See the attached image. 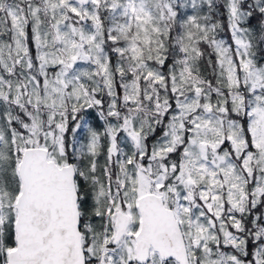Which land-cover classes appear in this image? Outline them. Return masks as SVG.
<instances>
[{"label":"rangeland","instance_id":"374dc122","mask_svg":"<svg viewBox=\"0 0 264 264\" xmlns=\"http://www.w3.org/2000/svg\"><path fill=\"white\" fill-rule=\"evenodd\" d=\"M136 1L127 0L126 5L120 0H90L89 5L82 7L75 0H12L16 7L13 9L17 38L24 41V46H15L9 49L11 54L0 58V112L5 108L4 100L13 95L15 98H10L13 104L28 107L21 101L20 89L27 83L21 77H26L33 88L39 87L36 86L39 79H44L41 89L46 96L42 98L41 103L44 104L43 107L40 105L38 113H48V123L51 124V130L43 135L45 139L40 140V135H35L33 131L24 138L14 131L9 118H0V195L6 208L5 219L9 225L14 212L16 215V200L21 189L18 165L23 152L28 148H49V159L60 167L71 164L70 160H73L78 175L79 209L86 220L84 233L82 231L83 243L87 242L86 236L90 240V245L84 249L87 259L98 258L103 221L104 231L106 228L112 235V247L103 250L100 264H113V257L119 259L118 264H138L134 241L140 223L136 212L137 201L145 194L156 193L153 187L163 189L167 179L166 173L159 177L153 176L152 165L142 169L125 157L124 144L129 141L137 144L141 151L143 149L138 120L142 113L137 108L119 113L115 107L119 101L128 103L130 92L139 85H133L131 79L127 81L133 72L131 51L134 55L141 54L147 42L162 46L163 37L170 35L168 28L175 22V12L159 9L158 0ZM106 2L110 3L112 10L104 19L100 10ZM25 13L29 15L25 16ZM167 14L172 21L168 28ZM43 20H46V27L42 31L39 25ZM79 21L81 24H78ZM30 24L31 35L27 33ZM242 26L243 29L239 28L234 34L236 47L230 45L224 49L225 54L228 53L225 59L228 72L226 79L220 82L224 86L234 87L235 92L231 91L229 95L234 100L240 99L242 103L238 106L242 110L246 108L244 102H247L255 153L247 150V141L238 136L240 125L228 118L232 113L226 107L210 105L208 102L201 106L200 96L187 97L178 103L181 119L192 110L199 109L200 112L192 120L193 135L184 154L182 172L178 175L179 193L170 197L168 191H164L163 198L166 207L174 211L180 223L191 264H240L237 256L221 253L220 248H210L211 240L218 236L214 231L216 221H221L223 207L232 205L240 195L241 206L247 203L249 196L240 185L246 175L256 179L254 189L260 187L263 191L264 95L259 91L264 87V67H258L250 60L253 47L248 35L251 30L244 26V22ZM115 30L120 32L122 40L128 43L140 41L145 47L134 44L130 48L131 44H128L129 60H124L120 46L114 45L112 52L118 57L112 58L109 43L117 42V38H112ZM238 35L240 41L236 38ZM18 44L21 45L19 41ZM32 46L37 53V63L30 55ZM230 50H233L231 55ZM16 54L21 56L18 55L16 59L13 56ZM219 74L224 76L222 70ZM219 94L225 96L226 92ZM38 106L35 105L33 110L37 111ZM237 109L233 112H237ZM75 118L72 131L66 136L69 123ZM178 121L176 115L173 124L177 131ZM172 131L170 129L161 138L160 142L165 148L172 147L173 138L175 142L179 140L178 133ZM46 138L49 139L47 142ZM50 140H54L58 147L50 146ZM102 142L106 143L108 153L113 158L118 154L122 157L120 195L118 190L107 184L109 179H105L98 168H101V162L105 166ZM221 147L223 150H220ZM159 154L165 155L167 150L161 149ZM127 165L129 169L124 173ZM106 184L111 203L104 213ZM170 186L172 190L175 189ZM181 198L184 203L180 202ZM13 206L15 209H12ZM119 212L130 217V225L122 239L116 242L115 225ZM235 239L228 236L226 242L230 244ZM10 251L6 254V263L2 264H7ZM211 253L216 256L211 258ZM166 262L153 252L148 264Z\"/></svg>","mask_w":264,"mask_h":264},{"label":"trees","instance_id":"16d2710c","mask_svg":"<svg viewBox=\"0 0 264 264\" xmlns=\"http://www.w3.org/2000/svg\"><path fill=\"white\" fill-rule=\"evenodd\" d=\"M120 1L121 3H127V0ZM158 1L160 2L159 9L175 12V22H173L175 29L173 28L174 25L171 26V18L168 17V14L166 15L167 28L171 26L168 28L170 29V35L163 37L162 46L154 42H147L146 47L144 43L141 45L140 41L128 43L122 40L120 32L115 30L112 38H117V42L115 44L109 43V48L110 56L113 58L115 56L114 52H112L114 45L120 46L121 56L124 60H129L127 57L129 54L128 44H131L130 48L134 44H140L141 48L145 47V50L141 54L134 55L132 51L130 53L131 61H133L131 71L133 72L127 81L129 82V79H131L133 85L135 83H139V85L135 86L133 92H130L129 96L131 99L128 103L123 104L119 101L115 107L119 113H126L136 108L140 109L139 113L142 114L138 116V120L141 124L140 135L143 149L141 151L138 149L137 144L129 141L127 144H124L126 149L125 157L142 169L152 165L154 167L152 171L153 176L159 177V175L166 173L167 179L163 189L158 190L155 187L153 189L163 197L164 191H168L169 196L173 197L179 193L177 190L179 187L178 175L182 172L184 154L193 135L194 125L192 126V120L200 112L199 109L192 110L181 119L178 107V103L181 100L187 97L200 96L201 106H204L208 102L210 105L226 107L232 113L231 117L227 114L228 118L240 125L238 136L243 137L247 141V150H252L255 153L250 115L247 114V102H244L246 108L242 110L238 106V104L242 103L240 99L236 98L234 100L229 95L231 91L235 90L234 87L224 86L220 81L226 79L228 72L225 66V59L228 57V53L225 54L224 49L230 45L233 48L236 47L234 34L239 31V28L242 27L243 29V22L244 26L251 30L250 35H248V39L253 47L250 60L254 61L258 67H264V0ZM13 8L16 7L12 3V0H1L0 58L9 53L11 54L9 49L16 48L15 46H24L22 45L24 41L17 38V26L14 19L15 9ZM111 10L110 3L106 2L100 10L102 18L106 19ZM28 15V13H25V16ZM78 24H81V22L79 21ZM39 27L43 31L46 27V20H43ZM27 33L30 35L32 33L31 24L27 26ZM236 38L239 41L241 40L239 35ZM243 39H246V37H243ZM18 41L21 45L18 44ZM31 48L30 55L33 57L34 63H37L36 50L33 46ZM231 53H233V50H230V55ZM18 55L21 56V54L13 56H16L17 59ZM222 62L224 63L222 64ZM124 70L126 71V68ZM220 70L224 72V76H220ZM21 79L28 83H25V86H22L20 89L21 101L28 107L22 108L13 104L12 99L15 96H10L7 100H4L5 108L0 112V118H9L12 121L14 131L19 132L24 138L30 136L33 131L35 135H40V140H44L46 137L43 136L44 133L51 130V124L48 123L49 114L38 113L40 105L43 107L44 104L41 103L42 98L46 96L42 93L41 89L44 79H39V84L36 85L39 87L35 88L29 85L26 77H21ZM219 92L223 94L226 92V94H224L225 96H221ZM259 92L264 95V87ZM35 105H39L37 111L33 110ZM236 107H239V109ZM236 109L238 111L233 112ZM176 115L179 119L178 131L173 124V119L176 118ZM75 121L76 118L70 121L66 136L70 135ZM170 129L175 134L178 133L179 140L175 142L173 138V142H171L172 147L165 148V145H162L160 141ZM66 136L65 141L68 142ZM10 138H12L11 134ZM47 140L49 139L46 138V142ZM226 142L227 145H230L228 141ZM48 143L50 146L58 147V144L54 140H50ZM102 143L103 154L106 158L105 166L101 162V168L99 166L98 168L104 174L105 179H109L107 184L109 183L111 188L118 190L120 195L123 171L121 168L122 157L118 154L113 158L108 153L109 148L106 143ZM161 149L167 150V154H159ZM48 150L50 151L49 148ZM220 150H223V147ZM70 162L73 163V160L71 159ZM160 162L163 165L161 167H159ZM128 169L129 166H125L124 173ZM104 170H106L107 176ZM94 178L97 179V176H94ZM107 184V199L104 213L109 203H111ZM240 185H242L244 192L248 194V201L242 207L240 204V198L242 197L239 193L240 196L237 198V201L232 203V205L223 207L221 221L217 220V227L214 228L218 236L211 240L210 248H220L221 253L225 252L237 256L240 264H264V183L262 185L263 191H261L260 187L254 189L257 185L256 179L246 175ZM169 186L175 189L172 190ZM0 199V264H2L3 262L6 263L7 252L13 250L16 246L14 226L16 215L14 212L13 221L8 225L5 219L6 208L1 195ZM253 200L254 202H252ZM180 202L184 203L182 198ZM12 209H15V207L13 206ZM136 212L140 218L137 209ZM104 224L105 221H103L102 229L100 230L101 239L98 258L87 259V264H100V260L104 256L103 250L112 247V235L106 228L104 231ZM85 226L86 220L82 214L81 231L83 233ZM139 227L140 223L137 225L136 233ZM260 231H263V233ZM228 236L235 237L236 241L234 240V242L227 244L226 240ZM86 238L87 242L83 243L84 249L90 245L88 236ZM258 249L260 250V254H258ZM85 252L87 253L86 250ZM215 256L216 254L211 253V258ZM112 262L113 264H118L119 259L113 257ZM168 262L166 263L169 264Z\"/></svg>","mask_w":264,"mask_h":264},{"label":"water","instance_id":"95a60500","mask_svg":"<svg viewBox=\"0 0 264 264\" xmlns=\"http://www.w3.org/2000/svg\"><path fill=\"white\" fill-rule=\"evenodd\" d=\"M87 6L90 0H75ZM20 193L16 200L15 242L7 264H87L81 232L80 196L73 163L58 166L42 147L28 148L18 165ZM140 228L134 237L138 264H148L151 254L163 261L191 264L184 233L162 195L149 193L137 201ZM130 217L119 212L116 237L119 242Z\"/></svg>","mask_w":264,"mask_h":264}]
</instances>
